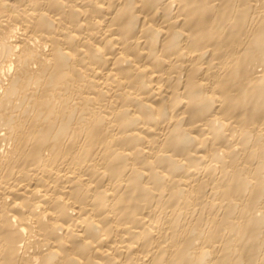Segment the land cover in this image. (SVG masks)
<instances>
[{"label":"bare ground","instance_id":"1","mask_svg":"<svg viewBox=\"0 0 264 264\" xmlns=\"http://www.w3.org/2000/svg\"><path fill=\"white\" fill-rule=\"evenodd\" d=\"M0 264H264V0H0Z\"/></svg>","mask_w":264,"mask_h":264}]
</instances>
